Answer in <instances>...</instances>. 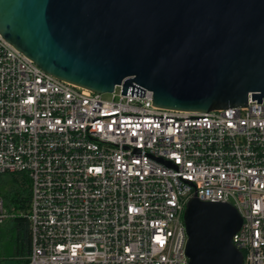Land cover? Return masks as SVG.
<instances>
[{
	"label": "built area",
	"instance_id": "2783aa9c",
	"mask_svg": "<svg viewBox=\"0 0 264 264\" xmlns=\"http://www.w3.org/2000/svg\"><path fill=\"white\" fill-rule=\"evenodd\" d=\"M12 173L28 179L27 264H189L193 195L235 207L242 264H264V103L250 95L192 112L146 89L98 93L0 34V225L15 216L1 191Z\"/></svg>",
	"mask_w": 264,
	"mask_h": 264
},
{
	"label": "water",
	"instance_id": "95a60500",
	"mask_svg": "<svg viewBox=\"0 0 264 264\" xmlns=\"http://www.w3.org/2000/svg\"><path fill=\"white\" fill-rule=\"evenodd\" d=\"M0 34L98 93L146 89L192 112L264 103V0H0ZM183 220L189 264H242L231 204L193 195Z\"/></svg>",
	"mask_w": 264,
	"mask_h": 264
},
{
	"label": "trees",
	"instance_id": "16d2710c",
	"mask_svg": "<svg viewBox=\"0 0 264 264\" xmlns=\"http://www.w3.org/2000/svg\"><path fill=\"white\" fill-rule=\"evenodd\" d=\"M1 191L5 206L9 212L15 214L13 231L15 232L13 255L20 256V264H27V255L30 250V229L27 218L24 216L30 199L28 179L24 173L8 174L1 177Z\"/></svg>",
	"mask_w": 264,
	"mask_h": 264
},
{
	"label": "rangeland",
	"instance_id": "374dc122",
	"mask_svg": "<svg viewBox=\"0 0 264 264\" xmlns=\"http://www.w3.org/2000/svg\"><path fill=\"white\" fill-rule=\"evenodd\" d=\"M105 99H110L111 95L109 93H106L103 95ZM15 232L11 231V228L9 226H4V230L2 235L0 236V264H20L14 257H1L2 254V248L5 247V243L3 240H9L10 248L12 247L11 242L14 241ZM2 242L4 243V246L2 245Z\"/></svg>",
	"mask_w": 264,
	"mask_h": 264
},
{
	"label": "crops",
	"instance_id": "0c3cea01",
	"mask_svg": "<svg viewBox=\"0 0 264 264\" xmlns=\"http://www.w3.org/2000/svg\"><path fill=\"white\" fill-rule=\"evenodd\" d=\"M13 224H14V221H13L12 218L11 219L9 218V219L5 220V222L2 225H0V236L3 233L4 226H9L11 228V231H13V226H14ZM3 242L5 243V247L2 248L1 257H3V258H5V257H12L13 258L14 257L20 263V260H21L20 256H14L13 255L14 250H13L12 242H11V245H12L11 248H10L9 240L5 239V240H3ZM3 242H2V245L4 246Z\"/></svg>",
	"mask_w": 264,
	"mask_h": 264
}]
</instances>
